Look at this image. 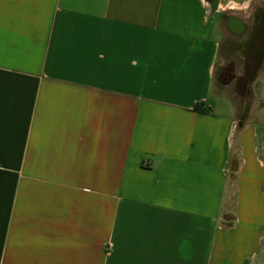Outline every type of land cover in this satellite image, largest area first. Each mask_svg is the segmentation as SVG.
<instances>
[{
    "label": "crops",
    "instance_id": "obj_1",
    "mask_svg": "<svg viewBox=\"0 0 264 264\" xmlns=\"http://www.w3.org/2000/svg\"><path fill=\"white\" fill-rule=\"evenodd\" d=\"M262 1L0 0V264H264V127L213 98Z\"/></svg>",
    "mask_w": 264,
    "mask_h": 264
},
{
    "label": "flooded vegetation",
    "instance_id": "obj_2",
    "mask_svg": "<svg viewBox=\"0 0 264 264\" xmlns=\"http://www.w3.org/2000/svg\"><path fill=\"white\" fill-rule=\"evenodd\" d=\"M229 25L237 34L235 40L227 41L228 63L220 76V80L232 86L240 102L249 100L252 95V85L264 68V0L253 10L248 24L241 26L235 20ZM252 42V43H251ZM251 43V45H250ZM251 46V49H246ZM230 47L233 50H229ZM236 59L241 62V72L235 71Z\"/></svg>",
    "mask_w": 264,
    "mask_h": 264
},
{
    "label": "rangeland",
    "instance_id": "obj_3",
    "mask_svg": "<svg viewBox=\"0 0 264 264\" xmlns=\"http://www.w3.org/2000/svg\"><path fill=\"white\" fill-rule=\"evenodd\" d=\"M235 71L237 74L241 72V62L239 59H236ZM226 64V60L224 56H221L219 62L217 64V68L215 71V81L213 85V98L215 100H220L225 103L234 101L237 107L239 108L240 116L248 120H252L259 124L261 127H264V68L260 71L257 80L252 85V95L249 100H245L240 102L238 100V96L236 95L235 90L232 86H228L225 83L227 81L220 80V76L223 68ZM227 92V94L223 93ZM233 99V100H232ZM240 123L237 126L240 127ZM238 134V128L235 133V137ZM238 165V157L232 160L231 169H230V177L231 179L235 178V173Z\"/></svg>",
    "mask_w": 264,
    "mask_h": 264
},
{
    "label": "water",
    "instance_id": "obj_4",
    "mask_svg": "<svg viewBox=\"0 0 264 264\" xmlns=\"http://www.w3.org/2000/svg\"><path fill=\"white\" fill-rule=\"evenodd\" d=\"M251 43H252V42H251ZM251 43H250V45H251ZM250 49H251V46H250V47H248L246 50H247V51H249Z\"/></svg>",
    "mask_w": 264,
    "mask_h": 264
},
{
    "label": "trees",
    "instance_id": "obj_5",
    "mask_svg": "<svg viewBox=\"0 0 264 264\" xmlns=\"http://www.w3.org/2000/svg\"><path fill=\"white\" fill-rule=\"evenodd\" d=\"M237 167H238V165H237ZM237 171V170H236ZM233 220V218L231 219V221ZM229 226H230V223L228 224Z\"/></svg>",
    "mask_w": 264,
    "mask_h": 264
},
{
    "label": "built area",
    "instance_id": "obj_6",
    "mask_svg": "<svg viewBox=\"0 0 264 264\" xmlns=\"http://www.w3.org/2000/svg\"><path fill=\"white\" fill-rule=\"evenodd\" d=\"M0 169H1V166H0Z\"/></svg>",
    "mask_w": 264,
    "mask_h": 264
}]
</instances>
